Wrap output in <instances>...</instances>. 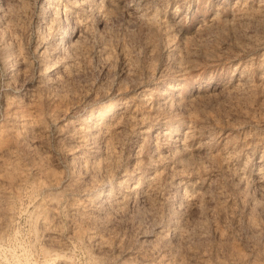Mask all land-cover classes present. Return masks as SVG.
Listing matches in <instances>:
<instances>
[{"label": "rangeland", "instance_id": "rangeland-1", "mask_svg": "<svg viewBox=\"0 0 264 264\" xmlns=\"http://www.w3.org/2000/svg\"><path fill=\"white\" fill-rule=\"evenodd\" d=\"M58 1L63 20L52 30L46 25L50 11L46 13L42 6L45 0H0V149H9V155L0 160V264H45L44 250L59 253L50 264L65 260L70 264H162L159 253L163 252L166 257L178 254L185 264H191L187 250L196 252L202 264H264V192L254 180L255 168L264 158V0H113L114 8L108 0H90L89 5L76 4V13L70 15L62 9L68 0ZM247 13L249 17L244 16ZM215 14L218 18L210 24ZM79 17L80 23L76 21ZM66 27L73 30L72 40L83 39L85 52L83 48L68 52L66 41L71 39L63 33ZM45 47L49 49L46 54L42 53ZM46 62L53 65L51 76H62L52 84L55 88H36L37 74ZM63 62L70 64L69 76L61 69ZM240 70L252 83V92H225L223 88L235 84ZM197 84L216 94L200 101L195 98ZM48 89H54L53 93ZM140 90L150 96L145 102ZM184 100L191 103L189 107ZM112 103L119 105L110 115L113 121L125 110L143 117L144 122L123 123L120 132L106 139L113 147L114 161L93 176L84 171L82 160L101 159L105 140L98 137L92 143L99 150L95 157L89 145L73 143V151L81 155L70 164L67 136L71 126L79 125L91 110L102 113ZM24 116L31 120L34 133L19 141L15 131ZM178 121L181 129L193 127L188 143L199 146L179 175L182 180L165 171L164 179L148 191V200L132 197L122 209L89 204L100 188L117 196L122 190L117 183L123 176L129 184L139 182V190L146 189L143 176L149 159L161 151L169 157L179 148V135L165 129ZM145 128L146 134L142 133ZM172 164L165 161L161 167ZM192 181L201 182L204 191L203 198L188 197L200 203V210L188 209L181 194ZM173 222L183 224L189 235L182 242L169 229L153 253L138 243L154 239L158 230ZM99 238L105 245L99 244ZM129 256L131 263L125 259Z\"/></svg>", "mask_w": 264, "mask_h": 264}, {"label": "bare ground", "instance_id": "bare-ground-1", "mask_svg": "<svg viewBox=\"0 0 264 264\" xmlns=\"http://www.w3.org/2000/svg\"><path fill=\"white\" fill-rule=\"evenodd\" d=\"M89 1L90 0H68V4L66 5L65 3H62V9H64V11H67L68 13H69V15H70V13H72V14H74V13H76L75 11V9H74V7L76 8V4H78V6H82V5H79V4H87V5H89ZM101 1H103V0H101ZM45 4H41L42 6H43V8H45V10H46V13L48 12V11H50V13H48L47 14V19H48V21H47V27H48V29L50 28V29H52V28H56V26L61 22V19L63 18L62 17V15L60 14V10H59V5H60V2L58 1V0H56V1H54V2H51V1H48V0H45ZM67 2V1H66ZM91 2V1H90ZM108 2L110 3V5L112 4L114 7L115 6H117V4H116V2L114 3L113 2V0H108ZM246 2V1H245ZM25 3V2H24ZM119 3V2H118ZM237 3V2H236ZM258 3V2H257ZM100 4H101V2H100ZM104 4V3H103ZM98 5V4H97ZM102 5V4H101ZM111 5V6H112ZM228 5V4H227ZM112 6V8H114ZM123 6V5H122ZM231 6V5H230ZM241 6V5H240ZM245 6V5H244ZM248 6V5H247ZM24 7V6H23ZM27 8H28V6H26ZM26 7H25V9H26ZM91 7V6H90ZM94 7V6H93ZM263 7V6H262ZM245 8H247V7H245ZM249 9H250V7H248ZM256 8V7H255ZM259 8V7H258ZM24 10V9H23ZM97 10V9H96ZM245 10V9H244ZM246 10H248V9H246ZM254 10V9H253ZM262 10V9H261ZM26 11H27V9H26ZM242 11V10H241ZM11 12V11H10ZM119 12V11H118ZM248 12V11H247ZM262 12V11H261ZM67 13V14H68ZM249 13H251V12H249ZM260 13V12H259ZM181 14V13H180ZM218 14V13H217ZM246 14V13H245ZM248 14V13H247ZM104 15V14H103ZM103 15H102V17H103ZM216 15V14H215ZM224 15V14H223ZM244 15V14H243ZM9 16V15H8ZM14 16V15H13ZM39 16V15H38ZM86 16H87V14H86ZM100 16V15H99ZM111 16V15H110ZM109 16V17H110ZM162 16V15H161ZM217 16V15H216ZM225 16V15H224ZM245 17H249V14L246 16V15H244ZM147 17V16H146ZM155 17V16H154ZM236 17V16H235ZM239 17V16H238ZM240 17H241V14H240ZM253 17V16H252ZM66 18V17H65ZM77 18H78V16H77ZM101 18V17H100ZM104 18V17H103ZM103 18H102V20H103ZM150 18V17H149ZM165 18V17H164ZM185 18V17H184ZM218 18V16L217 17H213L212 18V20L210 21V24L211 23H213L212 21H213V19L214 20H216V19ZM85 19V18H84ZM105 19V18H104ZM151 19V18H150ZM153 19V18H152ZM150 20L151 22H149V23H151V24H153V20ZM225 19V18H224ZM240 19V18H239ZM247 19V18H246ZM257 19V18H256ZM9 20V19H8ZM63 20V19H62ZM157 20V19H156ZM228 20V19H227ZM71 21V20H70ZM77 22H82L83 20H82V17H79V19L78 20H76ZM75 21V22H76ZM97 21V20H96ZM100 21H101V19H100ZM104 21V20H103ZM106 21V20H105ZM209 21V20H208ZM226 21V20H225ZM257 21V20H256ZM158 22V21H157ZM224 22V21H223ZM64 23H65V20H64ZM86 23V22H85ZM97 23V22H96ZM103 23V22H102ZM104 23H106V22H104ZM156 23V22H155ZM160 23V22H159ZM158 23V24H159ZM164 23V22H163ZM172 25H174L175 24V22L173 21V20H171V22H170ZM231 24H232V21L230 22ZM78 24V23H77ZM83 24V23H82ZM180 24V23H179ZM178 24V25H179ZM197 24V23H196ZM225 24V23H224ZM156 25V24H155ZM171 25V26H172ZM177 25V24H176ZM208 25V24H207ZM207 25L205 26V27H207ZM233 25V24H232ZM242 25V24H241ZM246 25V24H245ZM80 26V25H79ZM86 25L84 24V26L83 27H85ZM180 26V25H179ZM202 26V25H201ZM208 26H211V25H208ZM224 26V25H223ZM226 26V25H225ZM64 27V26H63ZM62 27V28H63ZM78 27V26H77ZM87 27V26H86ZM85 27V28H86ZM178 27V26H177ZM195 27V26H194ZM220 27V26H219ZM231 27V26H230ZM242 27V26H241ZM75 28V27H74ZM170 28V27H169ZM180 28H182V27H180ZM209 28H212L213 29V27L211 26V27H209ZM225 28V27H224ZM232 28V27H231ZM71 29V28H70ZM69 28H64L63 29V33H64V35H66V36H68V39L70 38V36L72 35V33H73V30H70ZM76 29V28H75ZM87 29V28H86ZM53 30V29H52ZM178 30V29H177ZM238 30V29H237ZM244 30H245V28H244ZM78 31H80V30H78ZM85 31V30H84ZM89 31V30H88ZM173 31V30H172ZM246 31V30H245ZM181 32V31H180ZM196 32V31H195ZM194 32V33H195ZM239 32V31H238ZM242 32V31H241ZM77 33V32H76ZM173 33V32H172ZM193 33V34H194ZM212 33V32H211ZM75 34V33H74ZM244 34V33H243ZM190 35V34H189ZM78 36V35H77ZM81 36H82V34H81ZM80 36V37H81ZM160 36V35H159ZM216 36H217V34H216ZM79 37V36H78ZM78 37H77V39H74V40H72L73 38H70L71 40H68V42L69 43H67V41H66V44H68V45H66L67 46V48H68V52L69 53H73V52H77L80 48H83V51L85 52V49H84V46L82 47V44H81V42L83 41V39H82V37H81V39H82V41H79L80 40V38H79V40H78ZM85 37V36H84ZM98 37V36H97ZM201 37V36H200ZM172 38V37H171ZM175 39V38H174ZM236 39V38H235ZM247 39V38H246ZM99 40V39H98ZM221 40V39H220ZM163 41V40H162ZM203 41V40H202ZM219 41V40H218ZM158 42V41H157ZM99 43H101V42H99ZM196 43H197V41H196ZM62 44V39L58 42V43H55V46L53 47L55 50L56 49H59V47H60V45ZM83 44H84V41H83ZM104 44V43H103ZM175 44V43H174ZM206 44V43H205ZM238 44V43H237ZM236 44V45H237ZM4 45H6V44H4ZM16 45V44H15ZM167 45V44H166ZM19 46V45H18ZM17 46V47H18ZM153 46V45H152ZM176 46V45H175ZM183 46H185V45H183ZM87 47V46H86ZM100 47V46H99ZM124 47V46H123ZM122 47V48H123ZM150 47V46H149ZM199 47V46H198ZM220 47V46H219ZM219 47H218V49H219ZM3 48H5L4 46H3ZM6 48H8V46L6 47ZM5 48V49H6ZM20 48V47H19ZM89 48V47H88ZM120 48V47H119ZM118 48V49H119ZM207 48V47H206ZM240 48V47H239ZM248 48V47H247ZM4 49V50H5ZM11 49V48H10ZM10 49H9V51H10ZM43 49V48H42ZM173 49V48H172ZM198 49V48H197ZM201 49V48H200ZM241 49V48H240ZM246 49V48H245ZM7 50V49H6ZM162 50V49H161ZM175 50V49H174ZM181 50H182V47H181ZM249 50V49H248ZM17 51V50H16ZM48 51H49V49L47 48V47H45L43 50H42V53H48ZM58 51V50H57ZM61 51V50H60ZM189 51V50H188ZM205 51H207V50H205ZM4 52V51H3ZM54 52V51H53ZM62 52V51H61ZM65 52V51H64ZM81 52H82V50H81ZM80 52V53H81ZM95 52V51H94ZM163 52V51H162ZM174 52V51H173ZM209 52V51H208ZM226 52V51H225ZM56 53V52H55ZM66 53V52H65ZM126 53V52H125ZM170 53V52H169ZM183 53H185V52H183ZM202 53V52H201ZM8 54V53H7ZM61 54V53H60ZM63 54V53H62ZM86 54V53H85ZM88 54V53H87ZM150 54V53H149ZM148 54V55H149ZM226 54V53H225ZM4 55V54H3ZM65 55V54H64ZM105 55V54H104ZM103 55V56H104ZM6 56V55H5ZM44 56V55H43ZM61 56H63V55H61ZM68 56H69V54H68ZM79 55H77V57H78ZM87 56V55H86ZM172 56V55H171ZM176 56V55H175ZM183 56H185V57H187V54H184ZM207 56V55H206ZM56 57V56H55ZM58 57V59H59V56H57ZM57 57H56V59H57ZM66 57V56H65ZM71 57V56H70ZM73 57V56H72ZM81 57V56H80ZM79 57V58H80ZM105 57V56H104ZM178 57V56H177ZM189 57V56H188ZM250 57V56H249ZM62 58V57H61ZM67 58H69V57H67ZM73 58H75V57H73ZM83 58V57H82ZM109 58V57H108ZM183 58V57H182ZM263 58V57H262ZM26 59V58H25ZM77 59V58H76ZM75 59V60H76ZM126 59V58H125ZM4 60V59H3ZM100 60V59H99ZM107 60V59H106ZM110 60H111V58H110ZM127 60V59H126ZM131 60V59H130ZM26 61H27V59H26ZM42 62L44 61V60H41ZM48 61V60H47ZM59 61V60H58ZM66 61V60H65ZM84 61V60H83ZM105 61V60H104ZM180 61V60H179ZM237 61V60H236ZM45 62V61H44ZM57 62V61H56ZM76 62V61H75ZM75 62H73V63H75ZM152 62V61H151ZM62 63V62H61ZM60 63V64H61ZM64 63V62H63ZM69 63H70V61H69ZM69 63H66V64H68V65H66L65 63H64V65H63V68L61 67V69L64 71V75L65 76H69V72H70V64ZM72 63V62H71ZM155 63V62H154ZM259 63V62H258ZM42 64V63H41ZM51 64V65H50ZM54 65H55V62L53 63ZM57 64V63H56ZM77 63H75V65H76ZM110 64V63H109ZM247 64H249V63H247ZM27 65V64H26ZM72 65V64H71ZM74 65V66H75ZM154 65V64H153ZM191 65V64H190ZM236 65V64H235ZM53 65H52V63H44V64H42V67L40 68V70H39V72H38V79H37V82H36V88L37 87H39L40 89L41 88H49L50 86H53L52 84H54V83H56V81H58V78H59V76H62L61 74L59 75V74H57L56 76H51L50 74H49V72L53 69V67H52ZM85 66V65H84ZM195 66V65H194ZM73 67V66H72ZM79 67V66H78ZM151 67H154V66H151ZM162 67V66H161ZM26 68V67H25ZM74 68V67H73ZM75 68H76V66H75ZM74 68V69H75ZM77 70H78V68H76ZM80 69V68H79ZM188 69V68H187ZM54 70V69H53ZM61 70V71H62ZM81 70V69H80ZM126 70V69H125ZM149 70H150V68H149ZM158 70V69H157ZM23 71V70H22ZM106 71V70H105ZM130 71V70H129ZM139 71V70H138ZM146 71V70H145ZM153 71V70H152ZM20 72V71H19ZM25 72V71H24ZM73 72V71H72ZM127 72V71H126ZM178 72V71H177ZM240 72H241V70H240ZM239 72V75H238V77L237 78H235L236 79V81L234 82L235 84L234 85H232V86H230V87H228L227 86V88H223V89H226L225 90V92H228V93H230V92H232V93H236V94H238L239 93V91H243L244 89L245 90H249V91H251L252 89H253V85H252V83L246 78V76H245V74H243L242 72L240 73ZM53 73H55L54 71H53ZM52 73V74H53ZM61 73H63V72H61ZM67 73H69L68 75H66ZM77 73V72H76ZM133 73V72H132ZM151 73V72H150ZM162 73V72H161ZM136 74V73H135ZM238 74V73H237ZM59 75V76H58ZM129 75V74H128ZM157 75V74H156ZM139 76V75H138ZM237 76V75H236ZM61 78V77H60ZM131 78V77H130ZM64 79H65V77H64ZM63 79V80H64ZM138 79V78H137ZM60 80H62V79H60ZM130 80V79H129ZM137 81V80H136ZM59 82V81H58ZM61 82V81H60ZM63 82V81H62ZM136 83V82H135ZM57 85V84H56ZM61 85V84H60ZM59 85V86H60ZM198 85V84H197ZM54 86H55V84H54ZM53 86V87H54ZM173 86V85H172ZM261 86V85H260ZM56 87H58V86H56ZM197 87V86H196ZM34 88V87H33ZM35 88V89H36ZM51 88V87H50ZM55 88V87H54ZM169 88H171V85H169ZM259 88V87H258ZM262 89H264V84L262 85V87H261ZM260 88V89H261ZM220 89V88H219ZM222 89V88H221ZM46 90V89H45ZM49 90V89H48ZM51 90V89H50ZM48 91V93L49 92H52L53 90H51V91ZM255 90V89H254ZM39 90H37V92H38ZM47 91V90H46ZM45 91V92H46ZM60 91V90H59ZM172 91V90H171ZM219 91V90H218ZM30 92V91H29ZM39 92H41V91H39ZM140 92H141V90H140ZM162 92V91H161ZM222 92V91H221ZM252 92V91H251ZM36 93V92H35ZM53 93V92H52ZM102 93H104V92H102ZM222 93H224V92H222ZM241 93V92H240ZM39 95H40V93H38ZM50 94V93H49ZM49 94H47V96H49ZM60 94V93H59ZM59 94H56L55 93V95L57 96V95H59ZM213 92H211V90H208L203 84H199L198 85V88H197V92H196V94H195V98H197V99H199L200 101L201 100H203L204 98H206V97H210V96H213ZM215 94H216V92H215ZM214 94V95H215ZM242 94V93H241ZM32 95H34V96H36V94H32ZM42 95V94H41ZM41 95H40V98H41ZM220 95V94H219ZM240 95V94H239ZM253 95H255V94H253ZM29 96V95H28ZM30 96H31V94H30ZM43 96V95H42ZM46 96V97H47ZM238 96V95H237ZM59 97V96H58ZM140 97H141V99H142V101H146L147 99H149L148 97H150V96H148L147 97V93L146 92H141L140 93ZM214 97V96H213ZM216 97V96H215ZM222 97V96H221ZM45 98V97H44ZM137 98H139V97H137ZM237 98V97H236ZM247 98V97H246ZM262 98H264L263 96H262ZM262 98H261V100H262ZM35 99V98H34ZM37 100L39 99V97L38 98H36ZM57 99V98H56ZM209 99V98H208ZM214 99V98H213ZM36 100V101H37ZM44 100V99H43ZM195 100V99H194ZM235 100V99H234ZM251 100V99H250ZM260 100V101H261ZM42 101V100H41ZM46 101V100H45ZM48 101V100H47ZM193 101V100H192ZM204 101V100H203ZM202 101V102H203ZM7 102V101H6ZM39 102V101H38ZM43 102V101H42ZM216 102H217V100H216ZM221 102V101H220ZM233 102V101H232ZM33 103V102H32ZM49 103V102H48ZM121 103V102H120ZM184 105H186V106H190V104L188 103V101H186V100H184ZM201 103V102H200ZM228 103V102H227ZM231 103V102H230ZM235 103V102H234ZM262 103V102H261ZM260 103V104H261ZM205 104V103H204ZM208 104V103H207ZM246 104V103H245ZM22 105V104H21ZM47 105V104H46ZM120 105H122V103L120 104ZM166 105V104H165ZM263 105V104H262ZM117 107L118 108V103H112L110 106H108V108H106V109H104V111H102V113H100V112H98V111H96V112H94V111H90L83 119H82V121L80 122V124L79 125H77V126H71L72 128H71V130H70V133L68 134V138H67V140H68V146H70L69 147V149L71 150H69L70 152H69V154H70V159H69V163L70 164H72V161H73V159L74 158H79L80 159V155H81V153L80 154H78L77 152H76V150H74L73 151V143H75V142H80V143H82V144H84L85 146L86 145H89V147H88V149L90 150V152H91V154H94V156L93 157H95V154H97L98 153V148L96 147V146H93L92 145V143L94 144V142L96 141V139L98 138V137H100L101 139H104L105 141H104V150H103V152H101V156H103L101 159H94V160H86V159H83L82 161H83V163H82V165H83V169H84V171L85 172H87V173H90L91 175H93V176H97L98 174H99V172L103 169V168H108V166L109 165H111L112 163H113V147H110L109 146V144L106 142L107 140V138L109 139V137L110 136H112L113 134H117V132L119 131H121V130H119L120 129V127H121V124H122V126H124L123 125V123H127V124H130L131 126L133 125H142L143 124V122H144V118L143 117H141V116H137V115H132V114H129V112H127V111H125V110H121L122 111V113L121 112H119V114L121 115L120 117L118 116V119L117 120H112L111 119V117H110V115H111V113L113 112V109H114V107ZM155 106H156V104H155ZM159 106V105H158ZM188 106V107H189ZM235 106H236V104H235ZM151 107V106H150ZM163 107V106H162ZM205 107V106H204ZM238 107V106H237ZM243 107V106H242ZM22 108V107H21ZM28 108V107H27ZM37 108V107H36ZM35 108V109H36ZM39 108V107H38ZM63 108V107H62ZM217 108V107H216ZM34 109V110H35ZM121 109V108H120ZM123 109H124V106H123ZM192 109V108H191ZM215 109V108H214ZM241 109V108H240ZM239 109V110H240ZM253 109V108H252ZM66 110V109H65ZM165 110V109H164ZM184 110V109H183ZM24 111V110H23ZM42 111V110H41ZM173 111V110H172ZM229 111V110H228ZM188 112V111H187ZM217 112V111H216ZM131 113V112H130ZM134 113V112H133ZM141 113V112H140ZM189 113V112H188ZM218 113V112H217ZM238 113V112H237ZM241 113V112H240ZM257 113V112H256ZM263 113V112H262ZM21 114V113H20ZM42 114V113H41ZM62 114H64V113H62ZM187 114V113H186ZM235 114V113H234ZM264 114V113H263ZM13 115V114H12ZM36 115V114H35ZM60 115V114H59ZM107 115H108V117H107ZM228 115V114H227ZM257 115H258V113H257ZM33 116V115H32ZM66 116V115H65ZM160 116V115H159ZM216 116V115H215ZM21 117H23V116H21ZM26 117H27V115H26ZM176 117V116H175ZM263 117V116H262ZM33 118V117H32ZM57 118V117H56ZM55 118V119H56ZM58 118H60V117H58ZM63 118V117H62ZM105 118H108V119H106L105 120ZM122 118V119H121ZM219 118V117H218ZM253 118V117H252ZM54 119V118H53ZM64 119V118H63ZM72 119V118H71ZM121 119V120H120ZM231 119V118H230ZM246 119V118H245ZM264 119V118H263ZM9 120V119H8ZM24 121L22 122V124H21V126H20V128L19 129H17L16 131H15V137H16V139L17 140H23L24 138H26V136H28V135H30V134H32V133H34L33 132V126H32V124L30 123V121L28 120V119H26L25 118V116H24V119H23ZM76 120V119H75ZM34 121V120H33ZM69 121V120H68ZM214 121V120H213ZM154 122V121H153ZM215 122V121H214ZM261 123V122H260ZM38 124V123H37ZM253 124V123H252ZM257 125V124H256ZM145 126H146V124H145ZM223 126V125H222ZM263 126V125H262ZM4 127V126H3ZM35 127V126H34ZM181 127V122L180 121H178V123H176V124H172L171 123V125H169L167 128H165L167 131H168V133H171V132H175V133H177L178 135H179V141H180V144H179V148L178 149H175V150H171L172 152H170L171 154H170V156L168 157L166 154H162L163 152L161 151V153H157V154H154L155 156H154V158H151V160L149 159V161H150V166H149V168H147V170H145L144 171V181H146L147 183V186H146V189H144V190H139V182H135V183H132V184H129L128 182H126L125 180H127L126 178H124V176H123V178L121 177L120 179H119V181H118V183H117V186H118V189H122L121 190V192L117 195V196H114L113 195V192H112V190H110L109 192H105V189H101L100 188V190H97L96 191V193H95V195H93L92 197H90L89 198V204L90 203H95V202H98L99 204H100V206L103 208V207H105V208H110V209H118V208H121L122 209V207H124V205L125 204H127V202L129 201V199H131L132 197L134 198H143V199H145V200H148V198H149V190H153L154 188H156L157 187V185H158V183H159V181L163 178V176H164V174H166L165 173V171H169V172H171L173 175H176L177 177L179 176V175H181V174H183V172L185 171V168H187L186 166L190 163V161H192V159H193V157L199 152V146L198 145H196V146H193V145H191V144H189L188 143V140H189V138L192 136V132H193V127L190 125H188L187 126V128L186 129H184V127H183V129H181L180 128ZM261 127V126H260ZM197 128V127H196ZM254 128V127H253ZM69 129V128H68ZM244 129V128H243ZM11 130V129H10ZM62 130V129H61ZM2 132V131H1ZM0 132V133H1ZM162 132V131H161ZM4 133V132H3ZM142 133H144V134H146L147 133V130H146V128L145 129H143L142 130ZM234 133V132H233ZM14 135V134H13ZM119 135V134H118ZM250 135V134H249ZM261 135V134H260ZM33 136V135H32ZM117 136V135H116ZM141 136V135H140ZM139 136V137H140ZM252 137V136H251ZM258 137V136H257ZM31 138V137H30ZM117 138V137H116ZM122 138V137H121ZM155 138V137H154ZM262 138V137H261ZM156 139V138H155ZM172 139V138H171ZM258 139V138H257ZM1 140V139H0ZM64 140V139H63ZM115 140V139H114ZM140 140V139H139ZM138 140V141H139ZM202 140V139H201ZM24 141H25V139H24ZM30 141V140H29ZM62 141V140H61ZM262 141V140H261ZM65 142V141H64ZM109 142V141H108ZM1 143V142H0ZM20 143V142H19ZM62 143V142H61ZM65 144V143H64ZM115 144V143H114ZM141 144V143H140ZM157 144V143H156ZM246 144V143H245ZM24 145V144H23ZM75 145V144H74ZM77 145V144H76ZM95 145V144H94ZM161 145V144H160ZM233 145V144H232ZM11 146V145H10ZM26 146H27V144H26ZM159 146V145H158ZM162 146V145H161ZM261 146V145H260ZM30 147V146H29ZM16 148V147H15ZM75 148V147H74ZM112 148V149H111ZM115 148V147H114ZM155 148V147H154ZM173 148V147H172ZM177 148V147H176ZM224 148V147H223ZM7 149H8V147H7ZM6 148L5 149H0V160L3 162L4 161V157L5 156H8L9 155V152H8V150H7ZM12 150V149H11ZM14 150V149H13ZM25 150H26V148H25ZM223 150V149H222ZM29 151V150H28ZM138 151V150H137ZM153 151V150H152ZM155 151H157V149H155ZM154 151V152H155ZM158 152H160V151H158ZM216 152V151H215ZM248 152V151H247ZM13 153V152H12ZM136 153H138V152H136ZM224 153V152H223ZM16 154V153H15ZM65 154V153H64ZM181 154H183L184 155V157H180L181 156ZM204 154V153H203ZM249 154V153H248ZM98 155V154H97ZM223 155V154H222ZM4 156V157H3ZM152 156V155H151ZM153 157V156H152ZM7 158V157H6ZM246 158V157H245ZM18 159V158H17ZM42 159V158H41ZM198 159V158H197ZM226 159V158H225ZM12 160V159H11ZM209 160V159H208ZM0 161V162H1ZM10 161V160H9ZM68 161V160H67ZM76 161V160H75ZM81 161V162H82ZM136 161V160H135ZM138 161V160H137ZM165 161H170V162H172L173 164L172 165H169L170 166V168H167V167H161L162 166V162L164 163ZM199 161V160H198ZM8 162V161H7ZM16 162V161H15ZM134 162V161H133ZM221 162H222V166L224 167V168H227V161L226 160H224V158L222 159L221 158ZM132 163V162H131ZM211 163V162H210ZM233 163V162H232ZM137 164H138V162H137ZM216 164V163H215ZM259 164V163H258ZM139 166V165H138ZM202 166V165H201ZM221 166V167H222ZM232 166V165H231ZM69 167V166H68ZM82 167V166H81ZM132 167V166H131ZM137 167V166H136ZM214 167V166H213ZM220 167V166H219ZM229 167V166H228ZM7 168H9V167H7ZM77 168V167H76ZM138 168V167H137ZM202 168H203V166H202ZM205 168H207V167H205ZM4 169V168H3ZM167 169V170H166ZM190 169V168H189ZM188 169V170H189ZM198 169V168H197ZM256 169V171H255V176H254V180L256 181V184H258V186L257 187H260L261 188V190L264 192V158L263 159H261V162H260V164L258 165V167H256L255 168ZM104 170V169H103ZM228 170V169H227ZM4 171V170H3ZM13 171V170H12ZM122 171H123V169H122ZM203 171H204V169H203ZM72 172V171H71ZM110 172V171H109ZM2 173V172H1ZM82 173V172H81ZM142 173V172H141ZM221 173V172H220ZM109 174V173H108ZM110 174H112V173H110ZM185 174V173H184ZM2 175V174H1ZM80 175V174H79ZM196 175V174H195ZM208 175V174H207ZM217 175V174H216ZM9 176V175H8ZM111 176V175H110ZM224 176V175H223ZM76 177V176H75ZM90 177V176H89ZM176 177V178H177ZM180 177V176H179ZM4 178H5V175H4ZM228 178V177H227ZM241 178V177H240ZM164 179V178H163ZM178 179V178H177ZM182 180V178L180 177L179 178V180ZM243 179V178H242ZM241 179V180H242ZM92 180V179H91ZM215 180V179H214ZM239 181V180H238ZM237 181V182H238ZM101 182V181H100ZM93 183H94V180H93ZM208 184V183H207ZM97 185V184H96ZM164 186V185H163ZM201 186H202V184H201V182L199 183V182H195V181H192V182H189L188 184H187V188L184 190V192L183 193H181V194H183V199H184V202H185V206L188 208V209H192L193 211L194 210H198L199 208H200V203L199 202H197V201H189L188 200V197L189 196H191V197H195V195H199V196H202L201 198H203V197H205V196H203L204 195V191H202V190H200L201 189ZM221 186V185H220ZM105 188V187H104ZM180 188V187H179ZM3 190H5L4 188H2ZM88 189V188H87ZM95 190V189H94ZM139 190V191H138ZM114 191V190H113ZM151 192V191H150ZM261 192V191H260ZM161 193V192H160ZM259 193V192H258ZM61 194V193H60ZM243 194V193H242ZM210 195V194H209ZM215 195V194H214ZM154 196V195H153ZM43 197V196H42ZM213 197V196H212ZM163 198V197H162ZM199 198V197H198ZM209 198V197H208ZM260 198V197H259ZM142 199V200H143ZM182 199V200H183ZM219 199V198H218ZM222 199V198H221ZM252 199H253V197H252ZM50 200V199H49ZM52 200V199H51ZM136 200V199H135ZM259 200V199H258ZM3 201V200H2ZM5 201H7V200H5ZM155 201V200H154ZM165 201V200H164ZM210 201V200H209ZM218 201V200H217ZM264 201V200H263ZM46 202H48V199H47V201ZM149 202H150V200H149ZM156 202V201H155ZM204 202V201H203ZM219 202V201H218ZM255 202V201H254ZM52 203V202H51ZM79 203V202H78ZM154 203V202H153ZM160 203V202H159ZM253 203V202H252ZM258 203V202H257ZM264 203V202H263ZM48 204H50V202H48ZM180 204V203H179ZM202 204V203H201ZM9 205V204H8ZM53 205V204H52ZM162 205V204H161ZM153 206V205H152ZM185 206H184V208H185ZM255 206H256V204H255ZM149 207H150V205H149ZM250 208V207H249ZM0 209H2V207L0 206ZM7 209V208H6ZM48 209V208H47ZM124 209V208H123ZM200 210V209H199ZM203 210V209H202ZM241 210V209H240ZM251 210V209H250ZM7 211V210H6ZM56 211V210H55ZM115 211V210H114ZM85 212V211H84ZM117 212V211H116ZM154 212H156V210L154 211ZM233 212V211H232ZM254 212H256V211H254ZM184 213V212H183ZM245 213V212H244ZM260 213V212H259ZM264 213V212H263ZM88 214V213H87ZM109 214V213H108ZM155 214V213H154ZM201 214V213H200ZM9 215V214H8ZM110 215V214H109ZM128 215V214H127ZM211 215V214H210ZM1 216V215H0ZM92 216V215H91ZM183 216V215H182ZM34 217V216H33ZM45 217V216H44ZM47 217V216H46ZM130 217V216H129ZM199 217V216H198ZM74 218H75V216H74ZM174 218V217H173ZM263 218V217H262ZM50 219V218H49ZM209 219V218H208ZM244 219V218H243ZM34 220V219H33ZM80 220V219H79ZM98 220V219H97ZM105 220V219H104ZM133 220V219H132ZM166 220V219H165ZM205 220H206V218H205ZM211 220V219H210ZM81 221V220H80ZM86 221V220H85ZM112 221V220H111ZM155 221V220H154ZM167 221V220H166ZM171 221V220H170ZM186 221V220H185ZM254 221V220H253ZM259 221V220H258ZM82 222V221H81ZM101 222V221H100ZM1 223H2V221L0 222V225H1ZM5 223V222H4ZM190 223V222H189ZM200 223V222H199ZM3 224V223H2ZM54 224V223H53ZM186 224V223H185ZM201 224V223H200ZM43 225V224H42ZM162 225V224H161ZM170 226H168V228L167 229H161V230H158V232H157V234H156V237L153 239V238H145V239H142L141 240V242H138V243H140V245H141V247H145V248H147L148 250H150V252H152V251H154V248H155V246H156V242H160V241H165L166 240V237H167V232H168V230L169 229H172L173 230V232L175 233V237L177 238V239H179V240H181V242H182V239L184 240L185 239V237H186V233H185V230H184V225L183 224H179V223H177V222H173V223H171V224H169ZM252 225H254V224H252ZM75 226V225H74ZM256 226V225H255ZM79 227V226H78ZM77 227V228H78ZM213 227V226H212ZM249 227V226H248ZM58 228V227H57ZM90 228V227H89ZM103 228V227H102ZM214 228V227H213ZM252 228H255V227H252ZM256 228H257V226H256ZM51 229H53V228H51ZM186 229H187V227H186ZM202 229V228H201ZM205 229V228H204ZM59 230H61V229H59ZM77 230V229H76ZM82 230V229H81ZM92 230V229H91ZM102 230V229H101ZM187 231V230H186ZM81 232V231H80ZM82 233V232H81ZM80 233V234H81ZM101 233V232H100ZM220 233H222V232H220ZM93 234V233H92ZM95 234V233H94ZM143 234V233H142ZM141 234V235H142ZM77 235H78V233H77ZM82 235V234H81ZM87 235H88V232H87ZM194 235V234H193ZM52 236V235H51ZM146 236V235H145ZM187 236H189V235H187ZM259 236V235H258ZM49 237H50V235H49ZM64 237V236H63ZM87 237V236H86ZM54 238V237H53ZM51 239H52V237H51ZM93 239V238H92ZM52 240H54V239H52ZM56 240V239H55ZM90 240V239H89ZM96 240V239H95ZM175 240V239H174ZM227 240V239H226ZM69 241V240H68ZM98 241H99V244H101V245H105V243H106V241L105 240H103L102 238H99L98 239ZM140 241V240H139ZM56 243V242H55ZM59 242H57V244H58ZM126 243V242H125ZM128 243V242H127ZM223 243V242H222ZM224 243H225V241H224ZM52 244V243H51ZM86 244V243H85ZM108 244V243H107ZM120 244V243H119ZM167 244V243H166ZM184 244H185V242H184ZM230 244H231V242H230ZM230 244H229V246H230ZM233 244V243H232ZM59 245V244H58ZM165 245V244H164ZM163 245V246H164ZM226 245V244H225ZM254 245V244H253ZM171 246V245H170ZM108 247V246H107ZM157 247V246H156ZM191 247V246H190ZM50 248V247H49ZM137 248V247H136ZM200 248V247H199ZM230 248V247H229ZM48 249V248H47ZM93 249V248H92ZM111 249V248H110ZM105 250V249H104ZM136 250V249H135ZM166 250H168V249H166ZM184 250V249H183ZM235 250V249H234ZM45 251V253L47 254V256H45V257H47V258H43V259H45V264H50L51 262H49V261H52V260H54V259H56L58 256H59V253H57V252H53V253H49V251H47V250H44ZM185 251V250H184ZM203 251V250H202ZM201 251V252H202ZM216 251V250H215ZM124 252V251H123ZM163 252V251H162ZM230 252H231V250H230ZM258 252V251H257ZM44 253V252H43ZM89 253V252H88ZM92 253V252H91ZM106 253V252H105ZM146 253V252H145ZM153 253V252H152ZM157 253V252H156ZM181 253V252H180ZM242 253V252H241ZM130 254V253H129ZM225 254V253H224ZM234 254H236V253H234ZM239 254V253H238ZM263 254V253H262ZM25 256V255H24ZM159 260L161 261V263L162 264H185L184 262H183V258L181 257V256H179L178 254H171V255H169V257L167 256L166 257V254L163 252V253H159ZM186 256H187V259H188V261L191 263V264H202L203 263V260H201V259H199V257H198V255L196 254V252H191V251H189V250H187L186 251ZM237 256V255H236ZM151 257V256H150ZM153 257V256H152ZM112 258V257H111ZM136 258V257H135ZM61 259V258H60ZM126 260H129V262L131 263V262H133L132 260H133V258H131L130 256L128 257V258H125ZM217 259V258H216ZM225 259V258H224ZM153 260V259H152ZM207 260V259H206ZM219 261H220V258H219ZM128 262V263H129ZM264 262V261H263ZM108 263V262H107ZM219 263V262H218ZM60 264V263H59ZM61 264H70L69 262H67L66 260L65 261H63V263H61ZM144 264V263H143ZM207 264V263H206ZM215 264V263H214Z\"/></svg>", "mask_w": 264, "mask_h": 264}]
</instances>
